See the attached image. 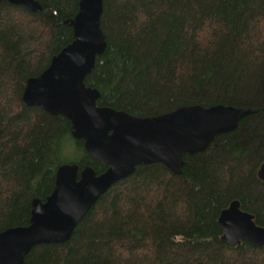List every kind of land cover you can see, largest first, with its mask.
Returning <instances> with one entry per match:
<instances>
[{"label": "trees", "instance_id": "obj_1", "mask_svg": "<svg viewBox=\"0 0 264 264\" xmlns=\"http://www.w3.org/2000/svg\"><path fill=\"white\" fill-rule=\"evenodd\" d=\"M0 2V232L26 226L30 202L54 188L62 164L106 168L71 137L62 116L25 107L40 75L74 37L80 0ZM106 49L84 85L98 107L156 117L179 106L256 110L180 175L138 166L114 184L63 244L37 245L22 264H264V248L222 241L220 212L237 200L264 226V0H103Z\"/></svg>", "mask_w": 264, "mask_h": 264}, {"label": "water", "instance_id": "obj_2", "mask_svg": "<svg viewBox=\"0 0 264 264\" xmlns=\"http://www.w3.org/2000/svg\"><path fill=\"white\" fill-rule=\"evenodd\" d=\"M40 13L35 0H0ZM103 0H80L69 24L73 41L54 56L48 67L26 82L22 102L39 107L49 116H62L71 137L82 142L91 158L106 169L78 170L75 164H62L55 174L54 188L40 201L30 202L26 226L0 232V264H22L37 245L63 244L77 223L117 182L131 176L138 166L161 164L180 175L185 155L207 150L214 139L236 131L239 122L256 113L248 108L215 105L179 106L156 117H136L108 107H98L97 90L84 85L96 58L106 49L100 28ZM264 182V162L257 172ZM222 241L231 246L246 242L264 248V226L232 201L218 216Z\"/></svg>", "mask_w": 264, "mask_h": 264}]
</instances>
